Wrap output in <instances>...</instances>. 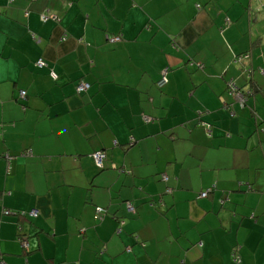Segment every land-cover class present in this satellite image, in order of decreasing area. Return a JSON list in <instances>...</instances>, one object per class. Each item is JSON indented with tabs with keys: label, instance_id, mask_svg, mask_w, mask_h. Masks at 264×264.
<instances>
[{
	"label": "crops",
	"instance_id": "1",
	"mask_svg": "<svg viewBox=\"0 0 264 264\" xmlns=\"http://www.w3.org/2000/svg\"><path fill=\"white\" fill-rule=\"evenodd\" d=\"M1 259L264 264V0H0Z\"/></svg>",
	"mask_w": 264,
	"mask_h": 264
},
{
	"label": "built area",
	"instance_id": "2",
	"mask_svg": "<svg viewBox=\"0 0 264 264\" xmlns=\"http://www.w3.org/2000/svg\"><path fill=\"white\" fill-rule=\"evenodd\" d=\"M49 17L50 16L48 14H45V13L42 14V19H44V20L48 19ZM119 38H120L119 35H114V36L111 37L112 40H118ZM36 64H38L40 66L47 65L46 61L42 57H40V58H38L36 60ZM49 74L54 79L57 77V72L54 69H52V68L49 69ZM165 81H166V75H165V69H164L163 72H162V75L158 79L157 83L160 85V84L164 83ZM88 85H89V83L87 81L79 80L76 83V90L77 91H83V90H85L88 87ZM228 85L230 87L231 93L233 95H235V97H237L240 100L241 103H244L245 100H246L245 94H248L250 91L247 90L246 93H244L243 91H241L237 87V85H235V83H234V81H232V79H230V81L228 82ZM24 93H25V90L21 89L20 90V96L23 97ZM144 119L147 120L148 116L145 115ZM92 156L94 158V161H95L96 165L102 167L103 166L104 157H105L104 151H102V150L93 151L92 152ZM161 176H162L163 179L167 178L165 173H162ZM207 191H208V189H205V190L201 191L200 195H202V196L206 195ZM127 209L130 210V211L134 210V206L132 205V203H130V202L127 203ZM7 212H9L8 209L5 210V213H7ZM27 214L31 215V216L36 215L37 214V209L33 208V207L30 208L27 211ZM22 243L25 246H27V241H26L25 238H22ZM0 264H6V263L1 259L0 260Z\"/></svg>",
	"mask_w": 264,
	"mask_h": 264
},
{
	"label": "trees",
	"instance_id": "3",
	"mask_svg": "<svg viewBox=\"0 0 264 264\" xmlns=\"http://www.w3.org/2000/svg\"><path fill=\"white\" fill-rule=\"evenodd\" d=\"M243 55L244 54H246V53H242ZM242 55V56H243ZM198 65L200 64V63H197ZM228 85V84H227ZM228 87H229V85H228ZM229 89H230V87H229ZM207 127H209V125H207ZM105 158V157H104ZM104 166V165H103ZM102 166V167H103ZM98 167H100V166H98ZM10 212V211H9ZM8 213V212H7ZM22 215H27V211L25 212V214L24 213H22ZM231 258L234 260V261H236V262H238L239 260H240V256L238 255V253L236 252V249L234 248L233 249V251H232V255H231Z\"/></svg>",
	"mask_w": 264,
	"mask_h": 264
},
{
	"label": "rangeland",
	"instance_id": "4",
	"mask_svg": "<svg viewBox=\"0 0 264 264\" xmlns=\"http://www.w3.org/2000/svg\"><path fill=\"white\" fill-rule=\"evenodd\" d=\"M258 7V6H257ZM258 71H260V70H258ZM245 92H246V90H245Z\"/></svg>",
	"mask_w": 264,
	"mask_h": 264
},
{
	"label": "water",
	"instance_id": "5",
	"mask_svg": "<svg viewBox=\"0 0 264 264\" xmlns=\"http://www.w3.org/2000/svg\"><path fill=\"white\" fill-rule=\"evenodd\" d=\"M113 166H114V164H113Z\"/></svg>",
	"mask_w": 264,
	"mask_h": 264
}]
</instances>
